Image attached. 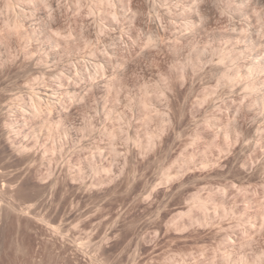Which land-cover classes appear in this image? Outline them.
<instances>
[{
    "label": "rangeland",
    "instance_id": "rangeland-1",
    "mask_svg": "<svg viewBox=\"0 0 264 264\" xmlns=\"http://www.w3.org/2000/svg\"><path fill=\"white\" fill-rule=\"evenodd\" d=\"M0 264H264V0H0Z\"/></svg>",
    "mask_w": 264,
    "mask_h": 264
},
{
    "label": "bare ground",
    "instance_id": "bare-ground-1",
    "mask_svg": "<svg viewBox=\"0 0 264 264\" xmlns=\"http://www.w3.org/2000/svg\"><path fill=\"white\" fill-rule=\"evenodd\" d=\"M39 98V97H38ZM41 99V98H40ZM39 100V99H38ZM38 102V101H37ZM40 102V101H39ZM39 106V105H38ZM36 107V106H35ZM37 108V107H36ZM35 110V109H34Z\"/></svg>",
    "mask_w": 264,
    "mask_h": 264
}]
</instances>
